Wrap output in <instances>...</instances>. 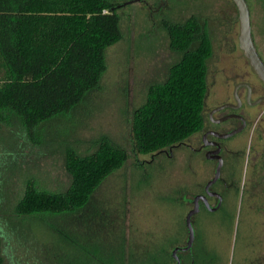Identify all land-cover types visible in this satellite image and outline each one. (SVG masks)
I'll use <instances>...</instances> for the list:
<instances>
[{
  "label": "rangeland",
  "instance_id": "374dc122",
  "mask_svg": "<svg viewBox=\"0 0 264 264\" xmlns=\"http://www.w3.org/2000/svg\"><path fill=\"white\" fill-rule=\"evenodd\" d=\"M121 2L118 12L123 35L105 49L106 69L97 88L90 90L68 114L43 121L38 141L28 137L17 118L0 122L3 264L92 263L84 246H97L102 256L122 252L124 264H137L146 248L167 242L165 236L183 224L186 183L192 187L194 181H205L213 174L214 164L203 157L190 158L188 166L181 143L152 153L138 152L132 118L134 108L145 101L148 86L163 81L169 66L182 55L170 47L165 22L184 21L190 16L206 28L212 45L204 106L209 108L228 97L232 86L228 77L242 73L247 65L238 46L234 3ZM255 21L259 25V20ZM103 137L123 148L127 159L102 179L77 212L42 217L15 211L28 181L38 189L67 187L71 174L65 167L66 149L90 153ZM240 155L232 174L228 173L227 163L222 170L223 178L232 176L225 201L227 219L223 220L225 214L221 211L199 214L204 243L213 249L217 264H239L245 257L264 252V116L252 119ZM220 187L224 188L222 183Z\"/></svg>",
  "mask_w": 264,
  "mask_h": 264
},
{
  "label": "trees",
  "instance_id": "16d2710c",
  "mask_svg": "<svg viewBox=\"0 0 264 264\" xmlns=\"http://www.w3.org/2000/svg\"><path fill=\"white\" fill-rule=\"evenodd\" d=\"M121 5V0H0V122L15 117L28 137L38 141L43 121L68 114L97 88L106 69L105 49L123 35ZM165 28L170 47L182 55L163 81L148 86L145 101L134 108L132 134L140 153L179 143L204 122L209 34L195 16L165 22ZM126 159L127 152L105 137L90 153L67 148V187L38 189L28 181L15 211L42 217L73 214ZM169 248L165 241L149 246L137 264H167ZM84 249L92 262L87 264H124L122 252L102 256L97 246Z\"/></svg>",
  "mask_w": 264,
  "mask_h": 264
},
{
  "label": "flooded vegetation",
  "instance_id": "af4514ba",
  "mask_svg": "<svg viewBox=\"0 0 264 264\" xmlns=\"http://www.w3.org/2000/svg\"><path fill=\"white\" fill-rule=\"evenodd\" d=\"M233 3L234 1L231 0ZM249 9L250 30L256 51L264 63V0H246ZM236 7V18L239 23L238 10ZM257 11V15L255 13ZM259 20V25H256ZM240 31V24H239ZM239 35V32H238ZM257 35L259 39H257ZM244 59L247 63L246 69L242 73L233 74L227 81H232L228 97L218 100L209 108L204 106V122L200 129L185 137L181 143L186 153L184 158L187 165L190 158H206L214 164L213 174L202 182L194 181L191 187L186 183L182 201L186 208V213L197 205V210L190 217V224L193 231V239L190 246L189 228L184 216L183 224L176 228L174 233H168L165 240L170 243L171 260L167 264H217V257L212 248L204 243L203 219L199 214L221 211L225 214L223 220L227 219L225 201L227 193L232 184V176L222 177V170L227 163L228 173H231L234 162L240 158L242 145L249 135V127L252 119L263 118L264 116V81L257 75L249 59L244 55L243 49L239 45ZM231 158L225 161L226 155ZM222 159L219 177L208 184L215 173L218 158ZM220 183L224 188L220 187ZM198 196L194 202V198ZM199 216V217H198ZM175 254H173V250ZM257 251V250H256ZM239 264H264V252L257 254L253 258L245 257Z\"/></svg>",
  "mask_w": 264,
  "mask_h": 264
},
{
  "label": "water",
  "instance_id": "95a60500",
  "mask_svg": "<svg viewBox=\"0 0 264 264\" xmlns=\"http://www.w3.org/2000/svg\"><path fill=\"white\" fill-rule=\"evenodd\" d=\"M130 1H133V0H130ZM233 1L237 6L239 24H240V31L238 35L239 45L243 49L244 55L249 59L257 75L264 81V63L262 62L261 58L259 57L256 51L253 38L251 35L248 5L246 3V0H233ZM221 165H222V159L219 157L214 176L208 184L215 181L219 177ZM197 197L198 196L194 198V202ZM196 210H197V205L195 204V206L192 207L185 215L186 222L189 228L188 246H190V244L192 243V239H193V231H192V227L190 224V217L192 214L196 212ZM175 250L176 249L173 250V254H175Z\"/></svg>",
  "mask_w": 264,
  "mask_h": 264
}]
</instances>
